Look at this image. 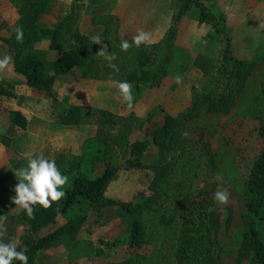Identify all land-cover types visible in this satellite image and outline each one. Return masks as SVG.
<instances>
[{"label": "rangeland", "instance_id": "374dc122", "mask_svg": "<svg viewBox=\"0 0 264 264\" xmlns=\"http://www.w3.org/2000/svg\"><path fill=\"white\" fill-rule=\"evenodd\" d=\"M54 1L59 4L55 10L59 20L45 14L39 28L59 29L58 46L52 49L51 34H46L31 50L49 69L59 52L70 48L76 33L91 41L98 35L102 41L94 43L87 77L77 71L80 76L61 84L53 95L29 89L10 73L15 54L3 41L19 26L17 0H0V58L11 57L8 67L0 70V88L14 95H0V242L16 238L18 249L24 246L28 234L24 210L11 199L19 182L14 172L26 166L24 155L36 148L31 138H14L27 128L14 125V111L5 105L19 101L33 113L42 94L46 99L40 102L53 103L51 110L46 108L56 122L95 130L97 138L92 139L107 142L106 159H112L119 172L108 187L103 207L78 201L68 211L67 218H86L77 239L61 236L39 252L34 264H173L180 217L205 197L221 215L223 263L255 264L252 257L241 258V247L245 188L264 149V0H200L211 14L204 23L197 5L180 17L183 0ZM221 14L230 35L217 33L215 24ZM140 31L148 33L150 40L122 51L121 40L131 42ZM105 47L115 57V69L98 54ZM228 54L233 62H247L239 71L242 77L230 75L235 67L226 66ZM145 74L148 79L144 80ZM231 76L235 80L228 85ZM118 81L132 86V108L120 96ZM224 95L234 97L224 112L212 110L205 101L210 96L219 104ZM161 108L182 122L170 136L175 142L162 154L145 133L153 123H162ZM108 118L111 123H105ZM74 139L58 138L48 151L40 148L63 174L83 159L85 147ZM129 160H141L144 166H157L158 170L132 167ZM224 189L229 193L228 202L220 204L215 193ZM114 201L140 208L146 234V245L140 251L114 250L102 243L132 229L134 217L110 204Z\"/></svg>", "mask_w": 264, "mask_h": 264}, {"label": "trees", "instance_id": "16d2710c", "mask_svg": "<svg viewBox=\"0 0 264 264\" xmlns=\"http://www.w3.org/2000/svg\"><path fill=\"white\" fill-rule=\"evenodd\" d=\"M54 0H17L20 20L19 26L23 29V40H16V33L11 38L3 39L13 50L14 71L22 76L29 89L52 92L58 78L68 75L73 71H81L87 77L92 69V53L94 42L80 33L74 35L72 45L68 50L60 51L58 58L49 69L48 63L32 54L35 44L43 40L46 34H51V48L58 46L59 29L51 31L41 30L40 21L45 16ZM197 5L201 8L200 22L204 23L211 18V14L200 0H183L180 9V17L186 15ZM221 14L217 18L215 28L218 34H228L230 31L224 27ZM227 67L234 66L232 74L242 77L240 70L246 68V61H236L229 54L226 56ZM253 65V64H252ZM237 70V71H236ZM144 80L148 79L147 74ZM246 76H244L245 78ZM243 78V80H245ZM229 77L227 84L234 81ZM234 86V84H232ZM234 92V91H233ZM0 95L13 96L0 88ZM233 95V94H232ZM233 98L230 95L222 96L219 104H215L210 96L205 97L210 108L216 111H225ZM77 111H79L77 109ZM163 116L162 123H153L146 135L154 139L161 148V154L173 145L174 138H170L173 130L182 125L179 119L174 118L166 109H159ZM79 122L81 118L75 116ZM104 117L108 113L104 112ZM111 123L108 118L105 123ZM14 125L25 130L27 120L20 112H14ZM264 136V119L261 125ZM108 144L105 141L91 139L84 148L83 159L77 165L68 169L65 173L68 182L63 186L65 196L58 202H53L49 208L35 205L34 215L29 217L22 212L23 221L28 230L24 246L18 251H23L28 257V264H34L39 252L48 249L61 236L67 235L72 240L79 236L86 222L85 216L75 215L67 218L68 211L78 202L84 201L92 206H104L103 200L111 182L116 178L119 168L114 165L112 159H106ZM145 146L141 145V149ZM140 150V149H139ZM132 167H145L158 170L157 166H144L141 160L128 161ZM163 175V170L159 176ZM158 176V178H159ZM205 197V196H204ZM208 199L200 200L190 205L181 215V228L176 241L173 264H224L221 257L219 234L222 228L221 215L216 209H211ZM121 212L134 217L132 229L129 234L119 236L112 242H102L105 246L121 251H140L146 245L144 224L139 216L140 208L123 201H114ZM244 204L246 215L244 217V238L241 247V258L252 257L255 264H264V149L253 164L245 188ZM66 218V219H65ZM231 217L228 219V223ZM13 264H20L14 261Z\"/></svg>", "mask_w": 264, "mask_h": 264}, {"label": "clouds", "instance_id": "9594fccd", "mask_svg": "<svg viewBox=\"0 0 264 264\" xmlns=\"http://www.w3.org/2000/svg\"><path fill=\"white\" fill-rule=\"evenodd\" d=\"M16 40H23V29L20 26L15 28ZM94 43L102 41L100 36H93ZM150 40L148 33L140 31L135 35L132 41L121 40L120 48L127 51L130 47H139ZM106 47L98 54L105 57L109 67L115 69L116 65L112 63L114 55L106 51ZM11 61L10 56L0 58V70L8 67ZM179 82V79L178 81ZM119 94L129 108L134 106V96L132 86L128 81H118ZM188 133L185 132L184 135ZM16 179L19 181L14 188L15 195L11 197L16 206L26 212L29 217L34 215L35 205L43 208H49L53 202H58L65 196L63 186L68 182L67 175L63 174L58 168L55 160H50L43 155L28 157L27 164L18 168L14 172ZM229 193L226 189L215 193V200L220 204H227ZM19 240L10 239L8 242H0V264H13L19 261L20 264H28V257L23 251H18Z\"/></svg>", "mask_w": 264, "mask_h": 264}, {"label": "crops", "instance_id": "0c3cea01", "mask_svg": "<svg viewBox=\"0 0 264 264\" xmlns=\"http://www.w3.org/2000/svg\"><path fill=\"white\" fill-rule=\"evenodd\" d=\"M57 7H59V4L56 3V1H54L50 5L46 13L47 17L51 18L54 21L59 20V17L57 16L58 14L55 12ZM69 11H71L70 8ZM0 37H3L2 34H0ZM9 67H11V69L9 68L10 73L15 75L16 79L24 81L21 75L15 73L14 64L9 65ZM78 73L79 72L77 71H73L68 75L58 78L52 92H41V91L38 92L45 94L50 93L53 95V92L61 84H65L66 82H69V80H71L73 77L77 75L80 76ZM38 96H40V99H38V101H36V103L34 104L35 108L33 113H30L28 111L29 109L27 108V106H25L26 103H20L19 101H14V102L10 101V103H8L7 100H3L4 103H8L7 105H5L6 108H8L10 111L20 112L23 115V117H25L26 120L29 122L27 130L23 134L14 137V138H23V139L31 138L30 143L32 144V146L33 145L36 146L37 149L35 148L34 150H31L29 155H31L32 157H34L35 155L39 156L42 153L40 152L41 147L45 148V150L48 151L47 147L50 148V145L54 143V140L58 138H75L74 140L77 143V145L82 143L83 147H85L87 142L92 138H97L95 130L90 131V129L87 128H81L78 126L67 125L64 123L56 122L53 118H51L50 114L52 113L49 112L48 110V109L50 110L52 109L51 105H53V103L51 104L48 103L49 105H47L46 102H40L41 99H46V96L42 94H39ZM46 107H48V109ZM29 155L25 154L24 157L26 158L31 157ZM41 155L44 156L45 153Z\"/></svg>", "mask_w": 264, "mask_h": 264}]
</instances>
